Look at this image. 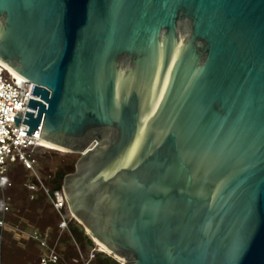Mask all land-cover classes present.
<instances>
[{
	"label": "water",
	"instance_id": "95a60500",
	"mask_svg": "<svg viewBox=\"0 0 264 264\" xmlns=\"http://www.w3.org/2000/svg\"><path fill=\"white\" fill-rule=\"evenodd\" d=\"M0 60L120 264H264V0H0Z\"/></svg>",
	"mask_w": 264,
	"mask_h": 264
},
{
	"label": "built area",
	"instance_id": "2783aa9c",
	"mask_svg": "<svg viewBox=\"0 0 264 264\" xmlns=\"http://www.w3.org/2000/svg\"><path fill=\"white\" fill-rule=\"evenodd\" d=\"M33 87L32 82L20 75L15 76L0 64V188L2 190L3 186L9 185L7 172L10 164L14 162L22 164L28 170V175L36 179V183H26L27 189L34 192L41 188L48 195L60 216L59 227L62 231L67 228L68 221L77 219L71 212L63 186L61 185L60 189L53 191L50 195L36 170L37 150L45 149V147L41 144L39 137L40 128L29 133V126L24 122L27 119V112L36 113V110L29 107L30 99H38L32 92ZM16 119H18L17 123ZM7 211L8 197L1 194L0 239L2 231L5 230L12 233V237L18 245H23V240H35L40 248L36 264H58L61 256L54 245L48 244V234L39 233L29 224L21 227L22 218L15 224L7 222L5 219ZM90 239L93 241L91 237ZM74 244L77 248V256L72 257L66 264H93L98 253L107 255L100 250L95 242L94 245H89L90 248L87 252H82L75 241Z\"/></svg>",
	"mask_w": 264,
	"mask_h": 264
},
{
	"label": "trees",
	"instance_id": "16d2710c",
	"mask_svg": "<svg viewBox=\"0 0 264 264\" xmlns=\"http://www.w3.org/2000/svg\"><path fill=\"white\" fill-rule=\"evenodd\" d=\"M38 159V155H36ZM75 160L66 159L55 169L45 166L40 169L39 176L42 184L52 195L53 191L60 189L64 176L74 171ZM9 185L0 188L1 194L8 197V211L5 214L7 222L15 224L20 218L21 227L29 224L41 234H48V244L54 245L61 259L58 264H66L74 256H77V243L82 252L87 251L93 241L87 236L84 229L71 220L67 228L60 230V216L50 202L48 195L39 188L34 192L27 189L26 183L36 179L28 175V170L20 163H11L7 172ZM0 239V263L1 264H36L40 254L37 241L23 240V245H18L13 239L12 233L2 231ZM93 264H119V261L110 255L98 253Z\"/></svg>",
	"mask_w": 264,
	"mask_h": 264
},
{
	"label": "rangeland",
	"instance_id": "374dc122",
	"mask_svg": "<svg viewBox=\"0 0 264 264\" xmlns=\"http://www.w3.org/2000/svg\"><path fill=\"white\" fill-rule=\"evenodd\" d=\"M37 153H38V159H37V164H36V170L38 172L40 171L41 168H43L45 166H48L50 169H55L59 164H61L66 159H73L76 162L77 158L79 157V155L77 153H72V152H67V151L66 152L65 151H59L57 149H52V148L39 149V150H37ZM75 223L80 225L78 220H75ZM84 231L87 234V236L90 238L91 237L90 234L85 229H84ZM94 242H93V245H94ZM89 248H90V246L88 247V249ZM88 249H87V251H88ZM87 251H85V252H87ZM105 252L110 253L109 251H105ZM107 255H110V254H107ZM110 256L114 257L112 255H110ZM115 258L117 260H119L117 257H115Z\"/></svg>",
	"mask_w": 264,
	"mask_h": 264
},
{
	"label": "bare ground",
	"instance_id": "6f19581e",
	"mask_svg": "<svg viewBox=\"0 0 264 264\" xmlns=\"http://www.w3.org/2000/svg\"><path fill=\"white\" fill-rule=\"evenodd\" d=\"M0 64H2L3 66H5L12 74H14L15 76H18V74L13 70L11 69L9 66H7L6 64H4L1 60H0ZM41 140V144L43 145V147L45 148H52V149H57L59 151H67L69 152L70 150L64 148V147H61V146H58L54 143H51L49 141H46L44 139H40ZM86 231L90 234V236L92 237L90 231L85 227ZM95 243L99 246L100 250L102 249L104 252L105 251H109L110 253H107V254H110L114 257H117L115 254H113L108 248H106L103 244H101L100 242H98L97 240H95ZM105 249V250H104ZM106 253V252H105ZM120 261H123L121 260L119 257H117Z\"/></svg>",
	"mask_w": 264,
	"mask_h": 264
}]
</instances>
